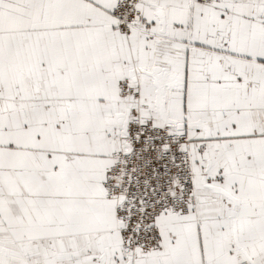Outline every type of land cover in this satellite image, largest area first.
<instances>
[{
  "label": "snow or ice",
  "instance_id": "obj_1",
  "mask_svg": "<svg viewBox=\"0 0 264 264\" xmlns=\"http://www.w3.org/2000/svg\"><path fill=\"white\" fill-rule=\"evenodd\" d=\"M0 264H264V0H0Z\"/></svg>",
  "mask_w": 264,
  "mask_h": 264
}]
</instances>
